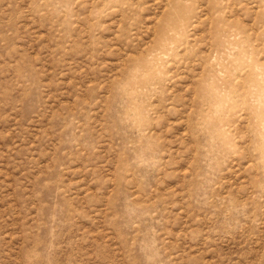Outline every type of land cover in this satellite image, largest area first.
Returning <instances> with one entry per match:
<instances>
[{"label":"rangeland","instance_id":"obj_1","mask_svg":"<svg viewBox=\"0 0 264 264\" xmlns=\"http://www.w3.org/2000/svg\"><path fill=\"white\" fill-rule=\"evenodd\" d=\"M0 264H264V0H0Z\"/></svg>","mask_w":264,"mask_h":264}]
</instances>
